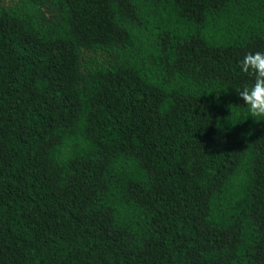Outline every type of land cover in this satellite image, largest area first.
Returning a JSON list of instances; mask_svg holds the SVG:
<instances>
[{"label": "trees", "instance_id": "trees-1", "mask_svg": "<svg viewBox=\"0 0 264 264\" xmlns=\"http://www.w3.org/2000/svg\"><path fill=\"white\" fill-rule=\"evenodd\" d=\"M256 51L264 0L0 4V264H264Z\"/></svg>", "mask_w": 264, "mask_h": 264}, {"label": "clouds", "instance_id": "clouds-1", "mask_svg": "<svg viewBox=\"0 0 264 264\" xmlns=\"http://www.w3.org/2000/svg\"><path fill=\"white\" fill-rule=\"evenodd\" d=\"M240 70L252 77L251 85L237 89L238 97L256 122L264 121V52L247 53L239 63Z\"/></svg>", "mask_w": 264, "mask_h": 264}, {"label": "rangeland", "instance_id": "rangeland-1", "mask_svg": "<svg viewBox=\"0 0 264 264\" xmlns=\"http://www.w3.org/2000/svg\"><path fill=\"white\" fill-rule=\"evenodd\" d=\"M0 4H3L5 6H9L12 4V0H0Z\"/></svg>", "mask_w": 264, "mask_h": 264}]
</instances>
